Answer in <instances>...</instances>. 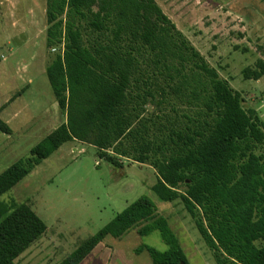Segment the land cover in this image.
<instances>
[{"label":"trees","instance_id":"trees-1","mask_svg":"<svg viewBox=\"0 0 264 264\" xmlns=\"http://www.w3.org/2000/svg\"><path fill=\"white\" fill-rule=\"evenodd\" d=\"M46 16L49 48L62 47L46 73L66 122L0 175V264H17L48 229L28 204L1 198L70 142L93 146L117 169L122 160L152 167L153 193L182 203L216 264H264V123L256 111L155 0H47ZM244 77L261 80L264 63ZM0 132L11 133L1 119ZM131 231L159 232L168 246L135 251L152 264H189L148 196L59 264H82L107 237Z\"/></svg>","mask_w":264,"mask_h":264},{"label":"rangeland","instance_id":"rangeland-1","mask_svg":"<svg viewBox=\"0 0 264 264\" xmlns=\"http://www.w3.org/2000/svg\"><path fill=\"white\" fill-rule=\"evenodd\" d=\"M155 1L220 78L240 93L244 108L255 110L264 123V77H244L246 69L264 63V0ZM46 10L47 0H0V109L12 102L0 119L6 122L7 115L17 112L19 119L10 124L13 131L33 128L43 117L51 123L28 137L19 132L13 140L0 132V175L66 122L46 73L62 53V47L48 46ZM258 154L264 155V146ZM122 163L117 169L93 146L68 143L4 195L1 200L8 205L28 204L48 228L16 263H61L118 213L148 196L168 218L189 264H216L182 203H163L153 193L156 171L129 160ZM144 245L168 250L159 232L140 237L131 231L122 239L107 237L82 264H152L146 252H135Z\"/></svg>","mask_w":264,"mask_h":264},{"label":"crops","instance_id":"crops-1","mask_svg":"<svg viewBox=\"0 0 264 264\" xmlns=\"http://www.w3.org/2000/svg\"><path fill=\"white\" fill-rule=\"evenodd\" d=\"M11 104H12V102L11 101H7L6 102V104H5V109L3 110V111H6V109H8L9 108V106H11ZM1 109H0V113H2L3 112ZM2 115V114H1ZM7 120H6V122L5 123H7L8 125H9V127H10V124H12L15 120H17V119H19V114L17 113V112H12V114H10V115H7ZM44 118L45 117H43V118H41V119H39V120H35V121H37L36 123H37V126L35 125V127H33V128H31V127H29L28 128V130H24L23 131V127L22 128H19L17 131H13V129H11V133L10 134H6L7 135V137H8V140H13V136L14 135H16V134H18L19 132L20 133H24V136H27L28 137V135H30V133H32V132H35V133H37L39 130H41V129H43L44 128V126H46V125H49V126H51V123L50 122H44ZM52 121H53V119H52ZM45 124V125H44ZM55 124L53 123V125H52V127L54 126ZM61 126V125H60ZM59 127V126H58ZM57 127V128H58ZM56 128V129H57ZM55 128L53 129L52 128V131L50 132V134L53 132V131H55L56 130ZM49 134V135H50ZM48 136V135H47ZM46 136V137H47ZM45 137V138H46ZM30 138V137H29ZM70 143H74V142H70ZM68 144V143H67ZM66 145V144H65Z\"/></svg>","mask_w":264,"mask_h":264}]
</instances>
